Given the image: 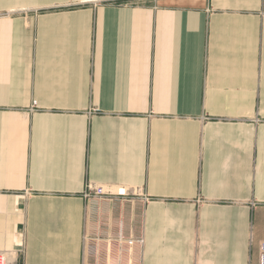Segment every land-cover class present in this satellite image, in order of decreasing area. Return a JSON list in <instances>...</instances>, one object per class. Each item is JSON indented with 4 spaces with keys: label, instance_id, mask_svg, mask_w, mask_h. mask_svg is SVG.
I'll use <instances>...</instances> for the list:
<instances>
[{
    "label": "crops",
    "instance_id": "obj_1",
    "mask_svg": "<svg viewBox=\"0 0 264 264\" xmlns=\"http://www.w3.org/2000/svg\"><path fill=\"white\" fill-rule=\"evenodd\" d=\"M263 8L0 0V252L20 251L17 264H259ZM87 183L128 196L87 201Z\"/></svg>",
    "mask_w": 264,
    "mask_h": 264
},
{
    "label": "built area",
    "instance_id": "obj_2",
    "mask_svg": "<svg viewBox=\"0 0 264 264\" xmlns=\"http://www.w3.org/2000/svg\"><path fill=\"white\" fill-rule=\"evenodd\" d=\"M5 14L0 12V18ZM264 16V8L262 10ZM37 110L36 103L33 102V106L30 111ZM128 192L125 188H115V190L108 189L105 186L96 185L94 183H87L83 191V198L87 201H111L116 199H126ZM119 242L126 244L128 247L142 248L144 245L143 237H133L126 239L119 236ZM19 252H0V264H17V256ZM259 264H264V241L260 243L259 252Z\"/></svg>",
    "mask_w": 264,
    "mask_h": 264
}]
</instances>
